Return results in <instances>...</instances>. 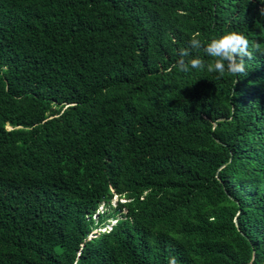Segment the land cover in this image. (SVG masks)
Wrapping results in <instances>:
<instances>
[{"label": "trees", "instance_id": "trees-1", "mask_svg": "<svg viewBox=\"0 0 264 264\" xmlns=\"http://www.w3.org/2000/svg\"><path fill=\"white\" fill-rule=\"evenodd\" d=\"M261 9L0 0V264H264ZM227 31L247 75L172 67Z\"/></svg>", "mask_w": 264, "mask_h": 264}, {"label": "clouds", "instance_id": "clouds-1", "mask_svg": "<svg viewBox=\"0 0 264 264\" xmlns=\"http://www.w3.org/2000/svg\"><path fill=\"white\" fill-rule=\"evenodd\" d=\"M260 14L264 15V9L260 10ZM189 45L190 48H181L179 50L180 58L176 64L172 65L173 68H177L181 72H188L190 68L206 69L210 73H217V79L223 77L226 73L234 76L247 75L244 58L247 57L251 60L253 53L250 51V42L244 34L237 31H227L208 42L199 39L197 34L190 39ZM252 47L260 49L259 44H254ZM201 49H203L205 56L211 58L207 63L199 55H191L192 51L198 53ZM107 220L109 222L101 224L100 228L102 230L112 226L111 222L113 219ZM169 264H177L176 258L171 257Z\"/></svg>", "mask_w": 264, "mask_h": 264}, {"label": "rangeland", "instance_id": "rangeland-1", "mask_svg": "<svg viewBox=\"0 0 264 264\" xmlns=\"http://www.w3.org/2000/svg\"><path fill=\"white\" fill-rule=\"evenodd\" d=\"M118 200H119L118 196H114V198L111 201V205H116L117 202H118ZM120 201H122V200H120ZM105 209H106V206L105 205H102L101 208H100V211H104ZM95 218L97 219L96 216H95ZM115 222H116V218H113L111 224H114ZM108 228H110V226H108V227H106L104 229H108Z\"/></svg>", "mask_w": 264, "mask_h": 264}]
</instances>
